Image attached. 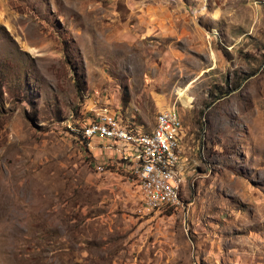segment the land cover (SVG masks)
<instances>
[{"label": "rangeland", "instance_id": "1", "mask_svg": "<svg viewBox=\"0 0 264 264\" xmlns=\"http://www.w3.org/2000/svg\"><path fill=\"white\" fill-rule=\"evenodd\" d=\"M103 107L179 111L178 208L97 171ZM0 185V264H264V0H0Z\"/></svg>", "mask_w": 264, "mask_h": 264}, {"label": "built area", "instance_id": "2", "mask_svg": "<svg viewBox=\"0 0 264 264\" xmlns=\"http://www.w3.org/2000/svg\"><path fill=\"white\" fill-rule=\"evenodd\" d=\"M69 130L93 156L98 172L122 171L151 212L176 209L187 181L185 129L179 111H160L151 130L125 120L122 109L100 108Z\"/></svg>", "mask_w": 264, "mask_h": 264}, {"label": "crops", "instance_id": "3", "mask_svg": "<svg viewBox=\"0 0 264 264\" xmlns=\"http://www.w3.org/2000/svg\"><path fill=\"white\" fill-rule=\"evenodd\" d=\"M152 17L155 18V20L152 21L153 26H154L155 28H157V15H154V16H150V15L143 16V18H146V19H147V23H148V24H150L149 19L152 18ZM147 23H146V21H144V24H145V25H147ZM149 28H150V27H149Z\"/></svg>", "mask_w": 264, "mask_h": 264}, {"label": "bare ground", "instance_id": "4", "mask_svg": "<svg viewBox=\"0 0 264 264\" xmlns=\"http://www.w3.org/2000/svg\"><path fill=\"white\" fill-rule=\"evenodd\" d=\"M182 91H183V90L180 89V92H182ZM1 183H2V182H1ZM0 186H1V188H4V189L7 188V185H6V186H5V185H4V186L0 185ZM8 186H10V185H8ZM10 194H11V193H10Z\"/></svg>", "mask_w": 264, "mask_h": 264}]
</instances>
